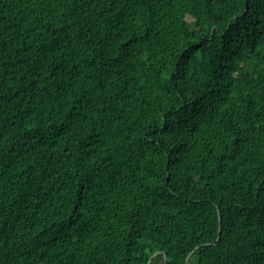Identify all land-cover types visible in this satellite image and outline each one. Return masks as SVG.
<instances>
[{
    "label": "trees",
    "instance_id": "16d2710c",
    "mask_svg": "<svg viewBox=\"0 0 264 264\" xmlns=\"http://www.w3.org/2000/svg\"><path fill=\"white\" fill-rule=\"evenodd\" d=\"M0 264H264V0H0Z\"/></svg>",
    "mask_w": 264,
    "mask_h": 264
},
{
    "label": "water",
    "instance_id": "95a60500",
    "mask_svg": "<svg viewBox=\"0 0 264 264\" xmlns=\"http://www.w3.org/2000/svg\"><path fill=\"white\" fill-rule=\"evenodd\" d=\"M219 226H220V221H219ZM156 255H158V253H155V254L153 255V257L156 256Z\"/></svg>",
    "mask_w": 264,
    "mask_h": 264
}]
</instances>
